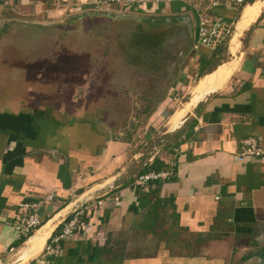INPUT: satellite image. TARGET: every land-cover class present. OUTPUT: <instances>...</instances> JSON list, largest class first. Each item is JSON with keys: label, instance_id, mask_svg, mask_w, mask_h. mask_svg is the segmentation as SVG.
Returning a JSON list of instances; mask_svg holds the SVG:
<instances>
[{"label": "crops", "instance_id": "1", "mask_svg": "<svg viewBox=\"0 0 264 264\" xmlns=\"http://www.w3.org/2000/svg\"><path fill=\"white\" fill-rule=\"evenodd\" d=\"M48 1L30 0L35 12H50ZM255 6L251 20L238 29L240 17ZM154 12L187 17L190 50L137 145L127 135L100 132L90 120L35 114L31 102L0 105V264L37 260L80 209L87 214L78 230L51 246L46 264H264V156L236 160L247 137L258 139L264 151V0L240 7L229 0H172L145 14ZM216 18L231 26L230 42L214 51L193 50L198 20ZM224 68L230 73L222 85L208 86L185 109L193 85ZM184 82H194L189 99L172 109L160 132L157 117L181 96ZM180 111L184 115L170 129ZM153 137L161 143L150 151L146 144ZM152 163L172 176L137 187L136 176ZM51 192L52 200L38 211L40 228L17 240L7 224L21 205Z\"/></svg>", "mask_w": 264, "mask_h": 264}, {"label": "rangeland", "instance_id": "2", "mask_svg": "<svg viewBox=\"0 0 264 264\" xmlns=\"http://www.w3.org/2000/svg\"><path fill=\"white\" fill-rule=\"evenodd\" d=\"M58 2L48 1L50 12H35L30 0H0V105L31 102L35 114L90 120L100 132L127 135L137 145L181 74L189 28L150 19L169 12L126 14L111 6L81 12L66 2L60 12ZM185 83L170 110L188 101L194 82Z\"/></svg>", "mask_w": 264, "mask_h": 264}, {"label": "built area", "instance_id": "3", "mask_svg": "<svg viewBox=\"0 0 264 264\" xmlns=\"http://www.w3.org/2000/svg\"><path fill=\"white\" fill-rule=\"evenodd\" d=\"M55 1V0H54ZM172 0H82L77 5L68 4L72 11L91 12L93 10H101V8L115 7L118 12L126 14H145L151 8L157 10L158 6ZM247 0H229L235 6H242ZM215 6V4H212ZM232 37V30L229 24L224 23L221 19L216 18L211 21L199 19L196 25L195 39L192 45L193 50L202 47L211 51L216 50L224 44H228ZM264 156L259 140L254 137H247L241 140L239 153L236 156L238 162L245 159L260 158ZM172 176V171H149L139 174L135 178L134 184L137 187H144L146 184L154 181L168 180ZM54 194L48 193L42 198L21 205L17 219L11 224H7L14 232L17 240H26L32 236L41 226L38 211L40 207L52 200ZM100 205V203H97ZM86 213V209H80L73 213L72 217L65 221L60 232L49 238L48 243L43 249L42 256H39L34 262L28 264H46L45 257L51 250L52 245L71 238L80 226V217ZM87 214V213H86ZM13 251L12 248L9 249Z\"/></svg>", "mask_w": 264, "mask_h": 264}, {"label": "bare ground", "instance_id": "4", "mask_svg": "<svg viewBox=\"0 0 264 264\" xmlns=\"http://www.w3.org/2000/svg\"><path fill=\"white\" fill-rule=\"evenodd\" d=\"M256 9H257V7L255 6L253 8H250V10H248L247 12L244 11L245 12L244 15L242 16V18L240 17V19L238 21V29H241L248 24V22L253 17ZM233 46H234V44H233ZM235 50L233 49V47H231L230 51L232 53ZM229 73H230V69L224 68L221 70L219 69L210 75L203 76L199 80V82L196 83V85H193V86H197V87H194L191 89V91H190L191 92L190 93L191 94V100L185 105V109H187L190 106H193L196 99H198L200 96L202 97V95H204V93H206L208 86H211V89L219 88L222 85L225 78L229 75ZM184 113H185V111H180V112L176 113L174 115V117L171 118V120L169 121V124H168L170 129H173L176 127V125L178 124V122L180 121V119L182 118ZM39 241H40V239H37L34 242H32L31 243L32 247L37 246Z\"/></svg>", "mask_w": 264, "mask_h": 264}, {"label": "trees", "instance_id": "5", "mask_svg": "<svg viewBox=\"0 0 264 264\" xmlns=\"http://www.w3.org/2000/svg\"><path fill=\"white\" fill-rule=\"evenodd\" d=\"M168 99H169V97H168ZM169 107L170 108H168L167 111L162 113L161 116L158 118V120H157L158 126L159 125L160 126L163 125L165 123L166 119L168 118V116L171 115V111L172 110H170V109L172 108V106H169ZM157 110H159V108ZM150 169L151 170H149V171L157 172L158 171V166L156 164L152 163L151 166H150ZM149 171H144L143 173H146V172H149Z\"/></svg>", "mask_w": 264, "mask_h": 264}, {"label": "flooded vegetation", "instance_id": "6", "mask_svg": "<svg viewBox=\"0 0 264 264\" xmlns=\"http://www.w3.org/2000/svg\"><path fill=\"white\" fill-rule=\"evenodd\" d=\"M164 18H168L169 19V21H166L165 22V24H168V23H170V24H172V23H174V22H176L177 20V18L175 17V16H170V15H168V16H165V15H162V16H157L156 18H150V19H154V20H158V21H161V23H159V26H160V24H163V22H164ZM156 28H158V27H156ZM190 30V29H189Z\"/></svg>", "mask_w": 264, "mask_h": 264}, {"label": "water", "instance_id": "7", "mask_svg": "<svg viewBox=\"0 0 264 264\" xmlns=\"http://www.w3.org/2000/svg\"><path fill=\"white\" fill-rule=\"evenodd\" d=\"M137 19H139V18H137ZM176 20H177V22H179V23L185 24L186 27L189 28V23H188V20H187V17H186V16H184V15H182V16H178V18H177ZM164 21H165V22H166V21H169V19H168V18H164ZM185 25H184V26H185Z\"/></svg>", "mask_w": 264, "mask_h": 264}]
</instances>
